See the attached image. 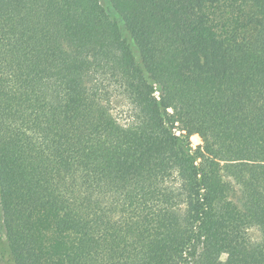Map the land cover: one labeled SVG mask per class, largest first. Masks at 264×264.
<instances>
[{
	"label": "trees",
	"instance_id": "16d2710c",
	"mask_svg": "<svg viewBox=\"0 0 264 264\" xmlns=\"http://www.w3.org/2000/svg\"><path fill=\"white\" fill-rule=\"evenodd\" d=\"M0 264H264V0H0Z\"/></svg>",
	"mask_w": 264,
	"mask_h": 264
},
{
	"label": "rangeland",
	"instance_id": "374dc122",
	"mask_svg": "<svg viewBox=\"0 0 264 264\" xmlns=\"http://www.w3.org/2000/svg\"><path fill=\"white\" fill-rule=\"evenodd\" d=\"M190 140H191L193 146L201 144V140H200V138L197 135H192L190 137ZM248 237L253 242L258 241L259 237H260L259 231L256 228H254V227L249 228Z\"/></svg>",
	"mask_w": 264,
	"mask_h": 264
}]
</instances>
